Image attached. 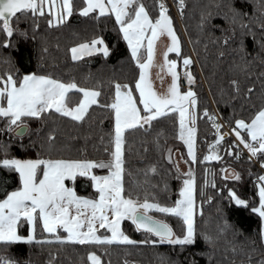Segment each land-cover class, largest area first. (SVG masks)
<instances>
[{"label": "snow or ice", "instance_id": "6c2138e0", "mask_svg": "<svg viewBox=\"0 0 264 264\" xmlns=\"http://www.w3.org/2000/svg\"><path fill=\"white\" fill-rule=\"evenodd\" d=\"M246 5L248 0H241ZM178 9L183 13L185 0H177ZM158 14H150L149 7L144 0H0V34L4 38L0 44L4 47H18L13 39L18 35L29 38L27 29L18 27L21 16L47 17L49 26H60L67 22L74 13L85 17L114 16L118 33L126 41L129 57L138 66V77L134 82H121L113 79L110 86L113 89L111 101L102 103V84L99 86H82L76 79L65 81L51 73L41 71H24L20 68L8 67L0 72V131L9 134V141L0 145V168L15 172L18 175V184L8 189L4 188L0 194V264H29L21 261L12 252V247L19 243H44L50 240L78 241L81 244L91 242L132 241L121 227L125 218L130 220L137 230H144L154 234L153 239L141 243L153 245L167 242L170 245H179L182 250L194 247L198 233L196 214H203L202 202L198 207L196 201V178L194 169L190 166L187 172L179 167L174 159L172 147L166 149V159L175 167L177 178L182 179L179 188V198L172 205L149 199L147 194L141 200L138 193H133L125 185V132L137 127H150L153 122L166 114L178 113L177 138L187 146V156L191 161H198L197 157V126L200 115L207 119L213 129L215 138L207 143L209 149L203 155L202 161H222L220 154L223 151L227 156L239 157L246 149L250 163L258 161L264 168V94L259 104L251 105L254 109L250 118L236 116L235 109L229 118L231 133L236 139L231 145L222 147V142L230 133L222 131L224 125L216 113L208 107L201 111L200 100L193 85L196 81L191 65L195 62L191 55L182 52L181 40L174 27L170 6L166 0H156ZM223 16L228 27L223 24H212L213 13L202 10L200 25L219 30L221 35L216 37L217 43L227 48L233 45V53H242L241 59L251 55L248 50L249 37L256 41L257 47L264 50V0H257L255 10L246 11L244 7H237L236 0H231L228 13H217ZM259 27L260 39L257 41ZM39 23L33 28L38 30ZM170 38V44L163 53V62L158 65L161 72L171 74V83L166 92H159L154 86L150 69L155 63L157 41L163 35ZM35 39V36L30 37ZM46 50V49H45ZM113 51L102 35L94 36L72 46L73 60H79L84 55L100 53L108 57ZM169 53L177 54L182 58L183 72L177 70L178 60L169 59ZM219 55L223 57L224 51ZM8 63L12 61L9 58ZM251 62L243 64L244 69L250 67ZM251 75V73H247ZM186 78L187 84L181 83ZM264 77V73L261 74ZM161 80L163 77H160ZM235 95L233 100L241 96L251 101L257 90L255 83H250L242 89L241 81H230ZM264 87V79H261ZM78 91L82 97L76 103L71 102L70 94ZM101 106L114 115L113 131L110 133V145L105 148L107 159H73L45 157L37 152L35 157H19L10 154L11 142L15 140L24 145L26 133H30L29 119L43 120L45 115L54 111L75 121L85 120L90 108ZM243 107V106H242ZM222 115V114H221ZM234 125V126H233ZM14 134V136H13ZM56 132H49V141H54ZM205 141L207 138L205 137ZM159 143V137H157ZM241 145L243 147H241ZM36 148L35 142L27 146ZM191 161L189 163H191ZM228 165L219 169L224 179L240 181L241 173L232 170L228 175ZM151 172L157 168L151 166ZM211 173V179L206 175L204 184L216 187V169H205ZM255 175V196L245 198L237 189L227 188L229 203L237 207H246L252 213L258 214L261 220L257 231V238L264 246V172ZM85 179L94 190V195H82L77 192L76 182ZM66 181H70L71 184ZM167 183L165 188H167ZM221 194L223 188L220 189ZM209 199H212L211 197ZM155 210L160 213L173 214L182 220V232L178 233L165 220L151 214ZM223 233L231 224L223 221ZM65 229L67 235H60L58 229ZM98 228L110 230V235L98 234ZM48 235H40L37 230ZM207 243L215 245L219 235L210 236L203 233ZM250 239L252 247H245L241 242L231 245V253L237 256L236 264H264V248L262 253L256 252V239ZM93 264H102L101 257L95 251L89 253ZM214 253L208 251H194L184 264H199L197 257L207 256L209 264ZM179 264V262H177Z\"/></svg>", "mask_w": 264, "mask_h": 264}, {"label": "trees", "instance_id": "16d2710c", "mask_svg": "<svg viewBox=\"0 0 264 264\" xmlns=\"http://www.w3.org/2000/svg\"><path fill=\"white\" fill-rule=\"evenodd\" d=\"M177 5V0H174ZM79 5L82 0H76ZM149 7L150 14H158L156 0H144ZM186 7L182 13L181 24L174 27L181 40L182 52L191 55L196 60V65H191V71L196 76L194 89L199 100L200 109L208 107L216 113L219 120L225 126H229L235 109L236 116L250 118L254 109L251 105L259 104L264 87L261 85V74L264 73V50L257 47L256 41L248 38V50L251 55L246 57V61L251 62L248 69L243 68L246 62L241 59L242 53H233V45L225 48L222 43L216 42V37L220 36L219 30L211 27H202L199 23L201 11L207 10L213 13L212 24H223L228 27L223 16L217 13H228L231 0H185ZM257 0H248L246 5L241 0H236L237 7H244L246 11L255 10ZM176 22L173 18V23ZM35 23H39L38 30L33 28ZM18 27L27 29L29 38L14 36L18 47H4L0 44V72L8 67L20 68L24 71H41L51 73L55 77L65 81L76 79L82 86H99L102 84V103L111 101L113 89L110 81L113 79L121 82H134L138 77V66L129 57V49L126 42L118 33L113 16H101L99 19L79 13H74L67 22L60 26H49L47 17L21 16ZM257 38L260 39L259 27L256 25ZM102 35L113 48L108 57L100 53L81 57L73 60L70 55L71 46L84 40H90L94 36ZM35 36V39L30 37ZM4 38L0 34V40ZM46 49V50H45ZM220 51L225 55L221 57ZM11 58V65L8 63ZM177 59V58H176ZM182 58L179 57L177 70L182 69ZM251 73L248 75L247 73ZM239 79L242 89L255 83L256 92L251 101H247L241 96L233 100L235 95L230 81ZM81 94L73 90L70 94L71 102L76 103ZM243 106V107H242ZM222 114V115H221ZM178 116L177 113L166 114L158 118L148 127H137L135 130L125 132V185L131 192L138 193L141 200L147 194L149 199L158 200L161 203L173 204L178 198L179 188L182 179L177 178L175 167L171 161L166 159L168 147L178 152L195 172L196 178V201L198 207L201 205L203 214L199 211L196 214L197 230L200 235L194 247H187L182 250L179 245H170L167 242L153 245L151 243H141L151 240L154 235L137 230L134 224L125 218L122 222V229L131 235L130 242H91L81 244L78 241L50 240L44 243H19L12 247V252L23 262L29 264H93L89 258V253L95 251L101 257L102 264H184L185 259L194 251H208L214 253L211 264H236L238 259L231 253V245L240 246L242 242L245 247H252L250 239H256V252L259 256L262 253V246L257 238L261 220L258 214L252 213L246 207H237L229 203V193L227 188L237 189L245 198L255 196L254 190L255 175L260 174V170L255 162L250 163L247 156L235 159V156H227L223 151L222 161H211L204 163L203 155L207 151V143L213 138L214 129L211 123L200 115L196 122L197 126V150L201 149L198 161H191L187 156L185 145L178 136ZM30 133L24 137L25 147H21L15 140L11 142L10 154L21 158L35 157L37 152L42 156L52 158H73V159H107L108 153L105 148L110 145V133L113 131L114 115L107 109L93 105L85 120L75 121L72 118L62 116L52 112L45 115L43 120L29 119ZM234 126V125H233ZM3 123H0V128ZM55 131L54 141H49V132ZM14 136V134H13ZM159 137V143L157 142ZM205 137L207 141H205ZM233 138L226 136L222 142V147L231 145ZM9 141V134L0 131V145ZM30 142H35L36 148L27 147ZM175 159V158H174ZM255 159V158H254ZM191 161V163H189ZM227 163L228 175L232 170L242 175L240 181L224 179L219 169ZM258 162V161H257ZM155 165L157 171L151 172V166ZM205 169H216V187L211 184L205 186L204 179L207 175L211 179V173H206ZM187 172V171H186ZM18 175L10 170L0 168V194L4 188L11 189L18 184ZM71 184L70 181H68ZM167 183L168 187L165 188ZM223 188L221 194L220 189ZM76 189L79 194L94 195L93 188L86 183L85 179H78ZM212 199H209V198ZM152 215L170 223L174 229L182 232V220L173 214L160 213L153 210ZM231 224L221 233L224 228V220ZM40 235H48L37 230ZM64 231L59 234L64 236ZM203 233L210 236L219 235L220 239L211 245L204 239ZM199 264H209L207 256L197 257Z\"/></svg>", "mask_w": 264, "mask_h": 264}, {"label": "crops", "instance_id": "0c3cea01", "mask_svg": "<svg viewBox=\"0 0 264 264\" xmlns=\"http://www.w3.org/2000/svg\"><path fill=\"white\" fill-rule=\"evenodd\" d=\"M169 44H170V38L166 34L159 38L156 45L157 54H156L155 63L150 69L151 78L154 82V86L157 89V91L161 93L166 92L168 85L171 83V74L168 73L166 70L161 72L158 67V65L163 62V53L166 51ZM170 54L172 53H169V58L171 56ZM161 76L163 77L162 80L160 78Z\"/></svg>", "mask_w": 264, "mask_h": 264}, {"label": "rangeland", "instance_id": "374dc122", "mask_svg": "<svg viewBox=\"0 0 264 264\" xmlns=\"http://www.w3.org/2000/svg\"><path fill=\"white\" fill-rule=\"evenodd\" d=\"M171 14V13H170ZM172 15V17H173V14H171ZM114 17V16H113ZM174 18V17H173ZM174 20L176 21V22H174V24H177L178 26H179V28H182V24H181V21H180V23L177 21V19H175L174 18ZM71 48H72V46H71ZM71 48H70V55H71V57H72V53H71ZM92 54H96V53H92ZM91 54V55H92ZM171 56H170V58L169 59H176L177 58V60L179 61V56L177 55V54H174V53H172V54H170ZM85 56H88V55H84L83 57H85ZM193 59L195 60V58L193 57ZM195 62H196V60H195ZM182 63V62H181ZM197 64V63H196ZM195 86V85H194ZM81 97H82V94L80 95ZM80 97V98H81ZM78 102V101H77ZM74 104V103H73ZM177 116H178V119H179V115H178V113H177ZM224 125V124H223ZM222 131H225V132H227V133H229V132H231V128H229V127H227V126H225L224 125V127H223V129H222ZM234 134V133H233ZM235 135V134H234ZM229 137H230V135H229ZM214 139V138H213ZM213 139H211L210 141H209V143L213 140ZM183 142V141H182ZM185 145V144H184ZM113 148H114V146H113ZM185 148H186V152H187V146L185 145ZM197 148H199L198 147V144H197ZM209 149L207 148V151H208ZM198 151V150H197ZM207 151L205 152V154L207 153ZM174 158H175V160H177L178 162H179V167H180V169L183 171V172H186L187 170H188V164H187V162H186V160H184L183 158H182V156H180V154L178 153V152H175V154H174ZM190 158V157H189ZM191 159V158H190ZM67 183H68V181H66ZM182 186V185H181ZM94 190V189H93ZM95 191V190H94ZM82 195H85V194H82ZM178 198H179V194H178ZM177 198V199H178ZM176 199V200H177ZM174 204V203H173ZM170 205H172V204H170ZM122 222H123V220H122ZM122 222H121V227H122ZM59 231H64L65 233H64V235H67V231L65 230V229H58V232ZM125 232V231H124ZM126 233V232H125ZM98 234H100V235H110L111 233H110V230H104V229H99L98 228ZM127 235H129L128 233H126ZM130 237H131V235H129ZM132 238V237H131ZM113 242H130V241H113ZM108 243H112V242H108ZM89 258H90V260L92 261V259H91V257H90V255H89Z\"/></svg>", "mask_w": 264, "mask_h": 264}, {"label": "built area", "instance_id": "2783aa9c", "mask_svg": "<svg viewBox=\"0 0 264 264\" xmlns=\"http://www.w3.org/2000/svg\"><path fill=\"white\" fill-rule=\"evenodd\" d=\"M166 2H167V3L169 4V6H170V13L173 14V17H174L175 19H177V21L180 23V21H181V19H182V13H181V11L178 9V5H176V3L174 2V0H166ZM194 61H195V60H194ZM193 64L196 65V62H194ZM180 72H181V73L183 72V67H182V69H181ZM181 83L184 84V85H186V84H187L186 78L182 77V78H181ZM194 85H195V84H194ZM194 85H193V87H194ZM229 133H230V136L233 138V140L236 139V137H235V135H234L233 133H231V132H229ZM241 147H243V146L241 145ZM201 153H202V152H201V149H199V150L197 151V157L200 156ZM248 155H249V153L247 152L246 149H244V150H243V154L240 155L239 157H236V156H235V159H236V160H237V159H240V158L243 157V156H247V157H248ZM254 162H255L256 165L258 166L260 172H264V168H261L260 164H259L257 161H255V159H254Z\"/></svg>", "mask_w": 264, "mask_h": 264}, {"label": "water", "instance_id": "95a60500", "mask_svg": "<svg viewBox=\"0 0 264 264\" xmlns=\"http://www.w3.org/2000/svg\"><path fill=\"white\" fill-rule=\"evenodd\" d=\"M135 226V225H134ZM136 228V227H135ZM141 231H144V230H141ZM146 232V231H145ZM151 234V233H150ZM152 235H154V234H152Z\"/></svg>", "mask_w": 264, "mask_h": 264}]
</instances>
